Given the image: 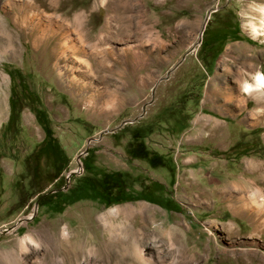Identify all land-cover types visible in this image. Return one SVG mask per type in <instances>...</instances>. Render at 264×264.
<instances>
[{
	"label": "rangeland",
	"instance_id": "374dc122",
	"mask_svg": "<svg viewBox=\"0 0 264 264\" xmlns=\"http://www.w3.org/2000/svg\"><path fill=\"white\" fill-rule=\"evenodd\" d=\"M60 1L30 16L85 12L108 68L96 74V60L70 52L68 72H55L16 33L17 54L0 53V264H143L140 249L156 264H180L181 249L190 264H264V228L223 191L256 179L250 160L264 163V100L241 90L264 73V35L248 25L260 28L264 0ZM14 3L0 0V17L15 31ZM36 110L56 140L38 157ZM115 170L139 192L157 182L155 202L40 203Z\"/></svg>",
	"mask_w": 264,
	"mask_h": 264
},
{
	"label": "bare ground",
	"instance_id": "6f19581e",
	"mask_svg": "<svg viewBox=\"0 0 264 264\" xmlns=\"http://www.w3.org/2000/svg\"><path fill=\"white\" fill-rule=\"evenodd\" d=\"M12 1L15 2L14 3L15 8L13 7L14 12L9 13L8 16L11 18L14 26L17 28L16 30L18 31L15 32L16 31V30L14 31L15 28L14 29L12 27L9 28L6 25V22L3 20V18L7 15H3V18L0 17V53L2 52L3 54H5L7 52L11 56H15L17 54L18 46L14 38V35L16 33V34H20L21 36L31 38L32 43L37 49V51L38 52L39 50L42 51V53L40 52V54L44 56L45 64L48 65L49 68H51L55 72L57 71L60 62L64 63V65L62 64L60 67H63L64 70H66V66L69 65V63L67 64V61H69V59L68 58L66 59V57L68 56L67 55L68 53L70 54V52L75 54L83 53V55L85 56L88 54L89 58L96 60L97 64L92 66L91 63L90 67L87 69L95 73L96 72L102 73L103 71L106 72L108 68V65L106 63L107 52H104L105 50L102 49L104 51L99 53L102 54L103 56L99 59L97 58L98 57L97 50L98 48H100L99 45L103 40V38L100 35L95 36L93 34L91 36V33L88 31V28H86L85 25L86 22L84 23L85 12H78L75 15L73 14L74 16H68L67 14H60L57 15L56 17L59 18L61 17L63 20H59L56 19L55 17L42 14V11L45 12L46 7L53 9L55 12L61 10L63 8V5L60 0H42V1L38 0L39 2L38 1L36 2V0H2V2L5 4L8 3L10 4V2ZM40 2L45 3L44 6L46 7L44 8L42 7L43 9L39 17H37L36 19L34 17L32 18L30 16V12L33 10H39L40 7L38 5H43ZM261 15L262 18H261L260 28H258L253 21H249L248 24L251 28L252 34L255 37H258L261 34L262 36L264 35V7L261 8ZM207 19L208 16L206 18V21ZM69 27L70 28L72 27L73 28V29L71 28L72 31H75L76 34L78 35L77 40H79L80 45L76 44L73 41L76 39L73 40L69 39L70 37L68 30ZM105 36L104 39H106ZM65 38H67L66 41L69 39L68 42L63 41V39ZM94 40L95 42H93ZM75 56L76 55L73 54L74 58ZM70 57L71 56H69V58ZM87 63L90 64L89 62ZM67 70L66 72H68ZM257 74H264V73L258 71L254 73L253 78ZM2 77L5 78L6 76L3 75ZM245 82L252 84L254 83V79L252 81L244 80L242 81V85ZM249 94L256 95L258 101L264 100V87L253 89V91ZM248 168H249L248 169L249 172H251L254 175V177L256 176V179L252 178V180L249 183H246L245 185L233 184L231 186H227L223 189V191L228 198H231L232 196V200L238 203L237 205H235L236 206L235 209L241 214H246V216L248 214L251 217V220L249 221L253 220L255 230L261 232L263 231L264 228V163L255 160H250V162H248ZM170 251L164 254L165 259L172 255ZM138 257L143 264H156L143 255L142 249L138 251ZM193 257H195V255L190 253L188 249L180 250V264H190L191 259ZM95 262L101 264L100 263L101 261L96 258L94 259V262L92 264H96Z\"/></svg>",
	"mask_w": 264,
	"mask_h": 264
},
{
	"label": "trees",
	"instance_id": "16d2710c",
	"mask_svg": "<svg viewBox=\"0 0 264 264\" xmlns=\"http://www.w3.org/2000/svg\"><path fill=\"white\" fill-rule=\"evenodd\" d=\"M12 102H10L11 115L9 120L13 119L14 104ZM35 113L38 122L42 125L45 131L44 142L35 153V157H38L39 155L46 152L51 141L56 140L53 137L51 128L47 125L46 121H44V112L42 110H36ZM96 175L97 174L93 176L83 175L76 179V183L72 187L68 188L66 192L58 190L46 196L44 195L40 198V203L45 204L47 203L46 199L48 201L49 199L54 198L56 210L61 211L66 204H70L80 199L99 200L106 205L139 199L155 202L149 198L147 194L148 192H155V190H152L158 185L157 182H153L150 191L148 189L144 192H139L131 189L127 185V182L125 181L127 174L125 172L119 170L101 171L98 176Z\"/></svg>",
	"mask_w": 264,
	"mask_h": 264
},
{
	"label": "clouds",
	"instance_id": "9594fccd",
	"mask_svg": "<svg viewBox=\"0 0 264 264\" xmlns=\"http://www.w3.org/2000/svg\"><path fill=\"white\" fill-rule=\"evenodd\" d=\"M253 79H254V83L249 84L245 82L242 85L241 90L245 94L251 93L253 89L264 87V74H257Z\"/></svg>",
	"mask_w": 264,
	"mask_h": 264
},
{
	"label": "crops",
	"instance_id": "0c3cea01",
	"mask_svg": "<svg viewBox=\"0 0 264 264\" xmlns=\"http://www.w3.org/2000/svg\"><path fill=\"white\" fill-rule=\"evenodd\" d=\"M228 131H229V133L232 131V127L231 126L228 128Z\"/></svg>",
	"mask_w": 264,
	"mask_h": 264
},
{
	"label": "water",
	"instance_id": "95a60500",
	"mask_svg": "<svg viewBox=\"0 0 264 264\" xmlns=\"http://www.w3.org/2000/svg\"><path fill=\"white\" fill-rule=\"evenodd\" d=\"M203 33V31L201 32V34ZM184 58V57H183ZM4 231H7V230H4Z\"/></svg>",
	"mask_w": 264,
	"mask_h": 264
}]
</instances>
